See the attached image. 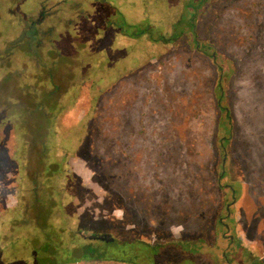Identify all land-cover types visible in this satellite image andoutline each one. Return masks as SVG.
Masks as SVG:
<instances>
[{
    "label": "rangeland",
    "instance_id": "obj_1",
    "mask_svg": "<svg viewBox=\"0 0 264 264\" xmlns=\"http://www.w3.org/2000/svg\"><path fill=\"white\" fill-rule=\"evenodd\" d=\"M58 1L0 0V264H38L71 239L63 264H122L78 231L181 237L192 264H217L235 196L231 234L264 257V0H88L89 19ZM103 4L108 19H91ZM123 249L143 264L187 255Z\"/></svg>",
    "mask_w": 264,
    "mask_h": 264
},
{
    "label": "flooded vegetation",
    "instance_id": "obj_2",
    "mask_svg": "<svg viewBox=\"0 0 264 264\" xmlns=\"http://www.w3.org/2000/svg\"><path fill=\"white\" fill-rule=\"evenodd\" d=\"M69 0H59L58 3H63V2H67ZM77 1L80 3V5H75L77 6V9H74L76 11V15L77 18L79 19H89V11L87 10V8H89L91 6L92 3H90L88 0H74L73 4H75V2L77 3ZM202 2V3H201ZM205 3V0H201L200 1V7H202V4ZM93 7H95L93 5ZM102 8V9H101ZM100 9L97 10L96 16H90L91 19H108V10L106 9V6L103 4V6ZM94 9V8H93ZM47 16V12L43 10V6L40 12V19H37L36 21H32V19L30 20V22L27 23V25L29 24L30 26L27 27L29 30L24 32V35L27 37V39L30 40V37L27 36L28 33L32 32V38H36V28L42 26L43 24V19H46ZM105 21V20H104ZM40 32L38 31V34ZM215 57V54H214ZM12 98V97H10ZM223 177H220V181L222 180ZM229 187V186H226ZM231 189V187H230ZM233 194L235 195V191L233 192ZM236 196L234 197V200L232 203H228L226 204V210L228 211V214L225 217H221L219 218V223L217 224V227L219 228V231H216L215 233V237H217L218 235L222 236V238H224L226 241H228V244L226 247H218L217 246V250L212 251L213 253H217V264H264V257L263 255L258 254V252H256L255 249L253 248H249L247 245H245L244 240L239 236V239L236 240V235L235 234H231L233 231V228L230 224L226 223L225 219H227V217L230 216V210H231V206L236 203ZM45 216V215H44ZM124 233L125 234H130L127 230V228H124ZM45 233L48 232V230H44ZM69 234V233H68ZM95 234H99V235H105V234H110L107 232H102V233H95ZM93 235V234H91ZM112 235V234H111ZM75 237H79L80 240L82 241H99L101 242V246L100 248H98L97 250H95L93 253L95 256H101L103 253V257L104 259L107 260H111L113 262H117V263H122V264H143L144 262H142L140 259L139 254L137 253V251H133V253H131V258L130 259H126L125 255L126 252L124 251V247L128 244H134L138 249H143L145 252V257L146 259H154L156 256V253H159L160 251H162V249H164L165 245L168 243H171L172 245H175L176 247H178L180 250H182L185 254H187L182 260L181 263L183 264L184 262L186 263H191V256L192 252H191V244L190 241L188 239H184L182 240L181 237H179V239L177 240H172L166 244H159V243H153V242H148V241H144L141 239H129V240H124L122 241L119 245H113L116 240L114 238V241L111 243H107L105 241H100V240H90L89 239V235H86L85 233L82 232H77V235H74ZM74 236H71V238H73ZM170 237V235H168ZM186 238H189V236L187 235ZM65 245V243H64ZM71 247H68V246ZM67 247L65 248H59L57 247V251L61 254H66L67 258L66 259H72L73 258V253H75L77 251V249L79 248V246L81 247V245H77L76 243L74 244V242H72L71 239V244H68ZM120 248L119 249V254L117 256L113 255V254H109L110 249L114 250V248ZM188 248V249H187ZM83 249V248H82ZM188 252V253H187ZM36 254V251H35ZM88 255V254H87ZM230 255H235V261L231 260L229 258ZM118 256H120V258H118ZM44 257V256H43ZM88 257L93 258V256L88 255ZM214 256L210 257L213 259ZM52 258V256H51ZM249 259H256L257 261L255 262H250ZM146 264V263H145ZM167 264H172V262H168ZM192 264V263H191Z\"/></svg>",
    "mask_w": 264,
    "mask_h": 264
},
{
    "label": "trees",
    "instance_id": "obj_3",
    "mask_svg": "<svg viewBox=\"0 0 264 264\" xmlns=\"http://www.w3.org/2000/svg\"><path fill=\"white\" fill-rule=\"evenodd\" d=\"M224 81L222 80V77L220 79L219 82V86L217 87V98L219 100L218 103V107L221 111H223L224 115H222L219 120H218V127L220 129V131H226L228 135H222L220 136V140H221V146L223 148H226L229 140L231 139V132H232V128H233V121L231 119L230 113H229V109L226 106V104L224 103V98H225V90H224ZM38 252H36L37 254ZM67 255L66 254H61L59 253L56 249L55 252L53 253V256L51 258V254H46L43 257V260H41L42 262L39 261L38 264H63V263H71L72 261H76L73 258L72 259H66Z\"/></svg>",
    "mask_w": 264,
    "mask_h": 264
},
{
    "label": "water",
    "instance_id": "obj_4",
    "mask_svg": "<svg viewBox=\"0 0 264 264\" xmlns=\"http://www.w3.org/2000/svg\"><path fill=\"white\" fill-rule=\"evenodd\" d=\"M226 162V159H224V164ZM90 240H100L105 241L107 243H111L114 241V238L111 234H105V235H99V234H93L88 236Z\"/></svg>",
    "mask_w": 264,
    "mask_h": 264
}]
</instances>
